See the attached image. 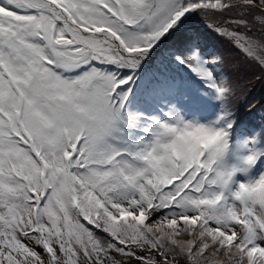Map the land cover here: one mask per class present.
<instances>
[{
	"label": "rangeland",
	"instance_id": "374dc122",
	"mask_svg": "<svg viewBox=\"0 0 264 264\" xmlns=\"http://www.w3.org/2000/svg\"><path fill=\"white\" fill-rule=\"evenodd\" d=\"M49 1L70 9L75 18L68 23L55 10H44L39 0H0V186L10 202L6 218V201L0 200V264L5 260L6 264H148L152 257L140 250H155L157 244L117 245L103 256L94 251L85 219H93L102 208L111 211L112 218L118 217L105 225L125 243L131 242L125 226L133 213L160 225L175 221L177 227L197 214L211 217L215 224L203 228L191 221L185 242L188 262L179 259L178 264H200L192 260V252L214 264L232 261L236 253L220 246L218 232L242 230L235 220L240 212L250 216L254 237L264 247V156L259 139L238 138L239 130L216 111L215 91L180 81L150 91L145 89L143 74L136 77L91 64L94 53L113 57V48L108 37L83 35L82 27H77L80 22L92 31L117 32L124 36V54L134 63H148L151 57L147 45L142 46L144 35L161 32L181 9V0H152L157 9L144 13L135 10L134 0ZM194 1L184 0L189 6ZM221 1L203 10L201 23L211 20L198 26L220 27L238 18L243 20L241 25L235 23L238 27L249 26L256 33L264 30V10L253 5L226 8ZM124 4L133 11L129 16L124 14ZM30 5L37 10L26 13ZM38 12L43 15L38 17ZM143 15L145 21L136 22ZM41 32L47 39L39 38ZM222 33L235 38L228 30ZM253 42L264 46V38ZM220 43L209 44L197 57L216 87L227 80L221 67H234L233 86L252 108L259 95L264 97V60L260 64L235 49L237 45ZM74 44L84 51L76 53ZM50 48L60 54L54 65L41 60L48 58ZM60 63L67 64L64 73ZM72 70L77 73L70 74ZM17 76H25L26 81ZM191 92L195 97L190 98ZM121 98V114L116 112L115 117L121 127H115L113 135L106 112ZM81 131L83 138L74 145ZM215 157L218 163L206 178L191 172L181 178L191 159L210 162ZM21 197L32 200L23 202ZM158 234L162 235L161 229ZM181 234L176 235L182 238ZM141 240L142 236L136 239Z\"/></svg>",
	"mask_w": 264,
	"mask_h": 264
},
{
	"label": "trees",
	"instance_id": "16d2710c",
	"mask_svg": "<svg viewBox=\"0 0 264 264\" xmlns=\"http://www.w3.org/2000/svg\"><path fill=\"white\" fill-rule=\"evenodd\" d=\"M213 1L215 0H197L194 1L195 4H193V6H189L188 4L185 5L184 0H181V9L177 10L173 15L161 37H163L165 33L168 34L182 26L189 27L173 34L168 39L161 53L155 59L152 67L148 69L140 65L129 63L116 48L113 50V57L94 53L93 55L95 58H93V60L106 64L109 68L119 71L122 74L133 73L135 76L143 74L145 77V89L150 91L157 89L160 85L180 81L191 82L193 87L199 85L203 91L210 92L214 86L212 78L210 74L206 72V69L202 66L197 57L203 54L209 44H215L218 40H221V45H237L235 49L240 48L246 57L252 56L255 60H258L260 64L262 59L264 60V46L256 45L253 42L254 39L264 38V30L259 31L255 29L257 32H260L256 33L249 26L242 28L238 27L236 24L241 25L243 23L242 19H228L226 20L228 25H220V27L216 25L212 26L211 24L198 27L191 26L197 25L205 19L203 10L210 9ZM135 4L138 10L143 13L154 7L152 0H135ZM221 4L226 8L253 5L260 10H264L263 0H260L258 4L251 0H222ZM154 9L156 10L157 8L154 7ZM197 9H199L201 15L196 11ZM143 17H145V19L147 18L145 15H143ZM260 19H262V17H260ZM222 30H228L235 38L232 39V37L222 33ZM197 41H199V43ZM83 51L84 50L78 53ZM197 51L198 54H196ZM59 55V53L56 54V52H54L55 59H58ZM91 61L92 59L90 62ZM90 62L87 64H90ZM66 65L67 64H64L63 66L65 67ZM221 68L224 70L223 74H225L227 80L222 87L218 88V96L221 105L217 112L221 115L223 121H229L231 128L239 130L240 135H252L257 137L260 142L259 151L264 156V97L259 95L253 107L250 108L245 98L240 95L238 90L233 86L234 67L224 66ZM62 69L63 71L66 70L65 68ZM74 69L76 70V68ZM136 82H134V84ZM232 86L233 89H229ZM135 87L134 85L132 89ZM0 200L3 202L6 201L3 203V212L5 213V217H7L6 214L10 202L7 191L2 186H0ZM21 201L24 202L26 199L21 197ZM263 202L262 200V203ZM119 214L126 215V212L121 211ZM130 216L133 218L129 220L125 226L131 238L130 243H125L109 233L105 223L118 220V217L112 218L113 215L111 211L102 208L96 212L94 220H90L89 218L85 219V226L88 228L91 237L90 245L93 247L94 251L101 253L103 256L117 245L139 247L143 242H148L154 245L157 244V248L155 250L145 248L140 250L143 254L152 257V259L146 261V263L163 264V262L167 260L169 264H178L179 259L187 263L189 249H185L187 246L185 242L188 237L187 232L188 228L191 226V221L196 220L202 228L215 223L211 217L203 214L192 216V219L187 220L186 223L180 224L178 227L175 225V221L160 225L161 222L159 223L152 218L148 219L143 214L133 213L130 214ZM235 219L239 222L237 225L241 227L242 230L228 229L229 232H227L219 229L218 232L220 246H223L228 252L234 251L236 253L235 258L232 261L227 260L225 264H264V247L260 246L254 237L250 216L243 215L240 212V215H236ZM81 220L84 222L82 217ZM122 221L123 220H119V223ZM160 229L162 235L158 234ZM153 231L156 232L155 237ZM179 232L182 233V238L176 235ZM141 236L142 240L137 242V237L140 238ZM171 237L177 240H171ZM217 237L215 235V238ZM0 249H3L2 245H0ZM192 253V260H197L200 264H214L208 259L201 258L197 252ZM2 256L3 254L0 250L1 259H3ZM142 259L143 257L139 258V260ZM5 261L4 264H6Z\"/></svg>",
	"mask_w": 264,
	"mask_h": 264
},
{
	"label": "bare ground",
	"instance_id": "6f19581e",
	"mask_svg": "<svg viewBox=\"0 0 264 264\" xmlns=\"http://www.w3.org/2000/svg\"><path fill=\"white\" fill-rule=\"evenodd\" d=\"M106 3L108 2V0H104ZM109 7H111V5H109ZM123 8H124V14L125 15H127V16H129L130 14H131V12H133V11H130V7L127 5V4H124L123 5ZM66 11H67V13H69L70 15V17L71 18H75V15L73 14V12L70 10V9H66V8H64ZM77 27H82V28H84L85 26H83V24L82 23H78L77 24ZM109 34H110V36L112 35V38L113 39H117L118 40V42L122 45V47L124 46V44H123V42H122V40L124 39V36H118L117 34V32H114V31H111V32H109ZM129 43V39H128V37L125 39V45H127ZM123 100H124V98H121V100L120 101H118V102H115V103H113L112 104V106L110 107V109H108L107 111L108 112H106V114H107V117L108 118H110V126H109V129L111 130V132H112V134L113 135H115V134H117V131H116V129H115V127H121V121L119 120V119H117V120H115V117H116V112L118 113V114H121V110H122V102H123ZM112 140V144H113V139H111ZM34 162L36 163V161L34 160ZM50 176H51V178L52 179H54L55 177H54V174L52 173V171H51V174H50ZM66 176V174H64V177ZM57 195H61V193L58 191L57 192ZM52 197V196H51ZM51 197H49V200L51 199ZM54 207V206H53ZM45 213V212H44ZM44 222L46 223V222H48V219L47 218H45L44 219Z\"/></svg>",
	"mask_w": 264,
	"mask_h": 264
},
{
	"label": "water",
	"instance_id": "95a60500",
	"mask_svg": "<svg viewBox=\"0 0 264 264\" xmlns=\"http://www.w3.org/2000/svg\"><path fill=\"white\" fill-rule=\"evenodd\" d=\"M204 23H208V21H204L202 24H204ZM177 31H178V30H177ZM177 31H173V32H177ZM173 32H172V33H173ZM172 33H170V35H171ZM170 35H168V36H170ZM168 36H167V37H168ZM167 37H166V38H167ZM166 38H165V39H166Z\"/></svg>",
	"mask_w": 264,
	"mask_h": 264
}]
</instances>
